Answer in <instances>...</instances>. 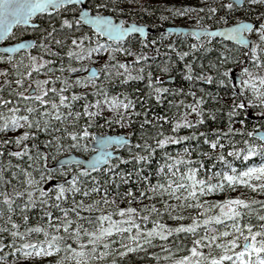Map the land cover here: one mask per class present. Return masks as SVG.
<instances>
[{
    "label": "snow or ice",
    "instance_id": "6c2138e0",
    "mask_svg": "<svg viewBox=\"0 0 264 264\" xmlns=\"http://www.w3.org/2000/svg\"><path fill=\"white\" fill-rule=\"evenodd\" d=\"M260 2L264 3V0ZM77 3L78 0H0V38L11 34L13 25H25L41 32L38 37L41 53L55 58L61 52L54 51L53 47H59L64 56L77 62L76 67H65L63 61L56 68L47 67L48 73L59 72L61 75L33 79L32 73L41 72L54 61L44 59L43 55L29 54L26 71L12 81L15 87L9 90L10 98H0V133L5 136L8 132L15 133L7 138L0 137V157H9L5 161L9 167L0 171V186L10 185L12 188L10 193L0 192V204L4 206L0 208V250L10 249V252L5 251L0 256V261L11 255L14 262L35 264L36 258L56 255L59 258L53 264H64L65 260L74 264H117V257L123 260L128 254L145 251L149 246L155 247L154 241L157 240L166 244L169 237L175 236L179 244L178 238L183 234L192 237L190 245L183 249L187 254L172 258V253L164 244L160 246L161 251L167 252L164 259H171V264H264V214H255V220L260 223L251 222L255 213L252 205L264 209V200L244 198L241 193L235 196L225 194L236 192L237 187L264 194V136L259 137L261 142L258 145L243 140L244 148L235 147L231 138L240 132L232 128L233 117L237 115V110L245 109V103H236L237 99L246 101L253 109L259 107L261 112L257 115H264V11L256 20H239L225 27L223 35L242 46L240 56L233 57L230 50L222 49L209 62L211 75L203 73V66L201 73L194 75L191 62L183 65L181 71L184 79L190 82L189 91L178 88L173 90V94L192 96V101L176 102L182 106L179 119L174 116L169 120L166 115L157 113L150 120L148 108L144 107L147 101L143 97L141 110L137 111L136 101L128 98L127 94L109 96L103 81L97 87V77L103 75L108 79L113 69L123 70L115 73L123 75L121 84L143 79L140 74L133 76L129 70L134 63L147 61L148 55L131 46L124 47V37L134 32L143 33L144 29L134 23L125 26V20H119L120 16H127L129 12L135 14L132 5L121 3V0H91L88 9L81 7L77 10ZM247 3L255 5L257 0H247ZM239 5L240 0H231L219 8L183 7L167 11L176 16L206 11L207 17L211 18L218 11L238 10ZM145 8L146 5L141 6L140 11L144 12ZM44 15H47L48 22L40 29L33 17ZM197 25L198 31L190 35L196 37L200 32L208 37L215 35L208 31V25L201 26L199 20ZM97 33L106 37L107 41L98 39ZM45 39L49 43H45ZM113 42H119L120 46L113 48ZM152 45L155 47V40ZM29 47L31 45L27 43L15 45L21 50ZM145 47H148L147 43L140 41L141 50ZM167 47L175 51L172 44ZM198 47L205 52L210 51L199 41L190 44L191 50ZM13 51V47L5 48L6 54H0V62L16 69L18 65L13 63ZM99 53H105L107 59L98 69L90 68L87 62ZM115 53L131 56L133 60L113 64L111 61ZM188 54L186 51L176 53L180 59ZM169 63L165 61L159 71L168 73ZM234 69H238V78L230 79ZM65 71L86 74L70 80L62 75ZM136 71L142 73L143 67ZM7 75V68L0 70V76ZM195 81L215 83L233 97L228 111L224 113L228 117L227 132H221L216 127L212 128L210 135L197 130L198 126L205 125L206 120L215 121L216 112L221 109L206 111L201 107L208 93L204 89H200V96L192 92ZM57 82L60 85L58 88ZM161 83L159 77L154 81L152 73H148V95L156 103H161L163 94L168 93V88L160 86ZM4 85H9L8 79L4 80ZM229 85H232L231 89ZM237 85L239 91H236ZM89 86L91 101L87 92L73 91L74 88ZM218 96L219 92L212 99L216 100ZM168 103L171 107L172 101ZM105 108L112 115L103 119V125L111 127L116 124L130 130L122 136L97 137L92 129L97 127V118L101 117ZM191 113H195L194 118H189ZM138 119L139 130L133 126ZM169 123L171 127L165 134L164 125ZM240 123L244 121L240 120ZM146 125L155 130L154 134L145 135ZM181 128L190 131L187 135H180L178 130ZM41 134L48 138L40 143L52 152L73 148L87 152L91 139H95V155L86 162L75 161V170L48 167L50 153L42 152L36 143ZM247 136H253V132H247ZM198 140L208 150H203L200 143L191 145L192 141ZM113 144L124 149V155L115 153V150H104L105 146ZM173 145L179 146L175 155L166 149V146ZM226 145L228 150L225 154ZM256 155L261 157L262 162L239 168L233 166L229 159L242 157L247 161ZM153 157H156L155 167H152ZM12 158L17 161L26 158L28 163L26 167L19 162L12 164ZM63 163L60 162L61 165ZM9 169H12L11 174L5 179L4 173ZM153 173L156 177L154 181L150 179ZM21 175L23 179L18 180ZM62 177L70 178L64 180ZM53 179L56 182L47 187V182ZM12 181L17 183L12 184ZM18 185H22L19 190ZM216 193L224 198L215 201L204 199ZM144 200L149 203H142ZM120 201H124L126 206L120 207ZM133 201L137 207L132 206ZM37 207L38 219L30 223L32 217L29 213ZM186 209L193 210L187 217L183 215ZM14 216L18 220L13 219ZM165 219L171 220L174 226L165 223ZM149 222L150 227L142 226ZM201 231L203 234H200ZM205 248L207 253L201 251ZM214 250H219V253L214 254ZM110 256L112 259L105 260Z\"/></svg>",
    "mask_w": 264,
    "mask_h": 264
},
{
    "label": "trees",
    "instance_id": "16d2710c",
    "mask_svg": "<svg viewBox=\"0 0 264 264\" xmlns=\"http://www.w3.org/2000/svg\"><path fill=\"white\" fill-rule=\"evenodd\" d=\"M89 2L88 1V7H89ZM121 3L125 4H131L132 9L135 14H132L129 12L127 16H120L119 19L125 20L126 23L128 22H135L137 24H145L151 27L154 31L152 34L148 35L147 38L144 40L148 47H145L141 50L140 48V39L136 36H131L129 37L125 43L124 47L128 48L130 44H134V50L136 51H141V54H147L148 55V65H149V70H143L142 73H137L135 70L136 65L140 64L142 61H139L137 63H134L132 68L129 70L133 76L140 74L143 76L142 80H129L124 84H121V81L123 80V75L119 76L118 78L111 80V81H104L105 88L107 89L108 95L109 96H116L117 94H127L128 98L133 99L136 101L135 103V108L137 111L141 110V104L143 101L141 100V97L144 98V101H147L146 104H144V107L148 108V113L147 116L150 120L154 119L155 114H163L166 115L169 120H171L174 116L175 118L179 119L180 116V109L181 105H177V101H183L184 103H188L192 101V96H184L183 94H173L174 89L182 88L183 91L187 92L189 91V83L186 81L183 77L182 74V69L183 65L185 63H192L193 68H194V75L200 74L202 71L201 66H203V73L207 75H211V69L208 67L209 62L213 61L218 53L221 51L219 49V46H225L229 49L230 51H233V57L240 56V48H237L234 45H231L229 43L223 42L218 39L214 38H209V37H203L201 40H199L200 44L204 45L205 47H208L210 51L205 52L202 47H198L196 50H191L190 49V44L193 42H196L197 40L193 39L191 36H172L170 34L164 33L162 30L166 26H185V27H197V20H199L200 25H208L209 28H214L218 26H224L231 24L235 21L239 20H256L259 16V14L264 11V8L261 6V2L257 0V5L255 7L250 6L247 1L241 6L238 7V10L228 12V10L224 11H218L217 13H214L211 15V18L207 17L206 11L205 12H199V13H190L184 16H176L172 13H169L168 15H164L162 12V9L165 7H178V8H183V7H202V6H215L219 8V6L223 3H226V0H177L176 3H170L166 4L164 2H159V1H154V0H121ZM146 5V8L144 12L140 11V7ZM71 10V9H70ZM126 12H128V9H125ZM225 12H228L227 15H225ZM161 16H164L165 19H160ZM163 37L162 39H158L159 37ZM97 38L100 39L102 42H106L105 40H102L98 35ZM156 41L155 47L152 45V41ZM49 43V41H46ZM135 42V43H133ZM67 41H65V45H67ZM168 44H172L173 47L175 48V51H172V49H169L167 47ZM50 46H52L50 44ZM119 43H112V47L116 48L119 47ZM158 49V51H157ZM54 51L61 52V55L58 57H51L48 56L47 54H43L44 59L46 60H53L54 63L52 65L46 66L45 69H43L39 73H32V78L33 79H41V78H46V76H52V75H61L59 72H53V73H48L47 72V67H53L56 68L61 65V62L63 61V64L65 67L68 65H71L73 67L77 66V62L75 59H69L68 57L63 55V51L59 47H53ZM67 48L65 47L64 51H66ZM188 52V56L183 57V59H180L177 57L176 53L177 52ZM42 55V54H41ZM97 56L100 58L97 59ZM39 57V56H37ZM242 58V57H241ZM107 59V56L105 53H99L95 54L92 58L91 61L87 62L88 66H94L95 68H99L100 65L103 63V61ZM133 57L131 56H124L121 53H115L114 54V59L111 61V63L115 64L117 62H127V61H132ZM165 61H170L169 63V74L173 78L172 82H162L160 86L168 88V93L163 94V100L161 103H156L154 98L150 97L147 93L149 90L147 87V79L148 75L146 73L151 72L152 73V78L155 81L156 79V68L160 64H164ZM85 62H81V64H84ZM3 68L8 69V75L6 76L5 79H8V81H13L15 80V75H13V70L10 69L9 65L6 63H2ZM3 70V69H2ZM235 71H238V69H234ZM123 72V71H122ZM66 78H70V80H74L76 76H84L83 72L77 71L75 74H69L67 71H65L62 74ZM103 77L97 78V87L100 85V79ZM25 82H28L27 80ZM51 86V85H49ZM59 82L56 83V87L58 88ZM229 89L232 88V85L228 86ZM200 89H204L208 95L205 97V103L201 106L204 108L206 111L209 109H221V111L216 112L217 119L215 121L211 120H206L205 125L203 127L198 126L197 130L198 131H206L211 134V130L213 127L219 128L221 132H227V127L226 124L228 123V117L224 115L228 111V106L231 105L233 97L229 94H226L225 91L222 88H218V86L215 83L208 84L205 83L204 81H195V83L191 87V91L194 92L197 96L201 95ZM73 91L77 92H87L88 95V100H92L91 96V87L87 88H74ZM236 91H239V88L236 86ZM217 92H219V96L216 100H213L212 97L216 96ZM0 98L7 99L9 98L8 91L6 86L0 90ZM169 101H172V106L169 107ZM245 103V109H240L237 110V115L233 117L232 120V128L234 130L239 129L240 132H237L234 136H231L232 140L234 141V146L239 147V148H244V145L242 143L243 140H248L250 143L254 144H259L260 141L254 139L252 136L249 137L247 136V132H254L255 130L264 128V122L261 119V115L258 116L257 114L261 112V109L259 107L256 108H251L247 105L246 101H243L242 99H237L236 103ZM81 104L83 101L80 102ZM12 105H9L11 107ZM188 111V110H185ZM112 115L111 112L105 108L101 114V117L97 118V127L92 129V131L95 134H124L126 130L130 129H125L122 128L120 125L113 124L111 127L103 125V119L108 118ZM195 113H191V116L189 118H194ZM141 117L140 119H142ZM240 120H243L244 123L241 124ZM139 130V119L136 121V123L133 125ZM171 124H166L164 125L163 130L165 131V134H168V130L170 129ZM146 132L145 135L149 136L154 134V129L151 128L150 125H146ZM19 131H23V129H20ZM190 130L186 129H179L178 133L180 135H187ZM242 133V134H241ZM15 133L8 132L7 136H12ZM5 134L0 133V137L7 138ZM48 137L45 136L44 134H41L39 139L36 141L38 144V147L42 152L48 151L50 155L48 156L47 160V166L52 168V164L54 161L68 153H75L80 156H87L91 153L90 148L88 149L87 152L83 151L82 149H65L63 152H52L51 149H46L43 144L40 143V141L47 139ZM91 139V138H90ZM92 140V139H91ZM133 142L135 143V137H133ZM221 142L223 143L224 140L222 139ZM31 143V141H29ZM197 143H200L201 148L203 150H208L206 146L202 144V141H192L191 145H196ZM167 151H169L170 154L175 155L177 151H179V146H166ZM228 150V145L225 147V154ZM125 150H121V155H124ZM34 155V154H33ZM160 153L157 151V156H159ZM193 156H195V153H193ZM35 158V157H34ZM229 159L232 161L233 166L239 168L241 165H258L261 161V157L259 155L249 157L247 161L243 160L242 157L240 158H235V157H229ZM9 160V157L7 155L0 157V171H2L4 168H8V164L5 163V161ZM21 163L22 167H26L27 165V159L24 158L23 161H17L15 158L11 159V163ZM115 161L113 160V163ZM43 163V161H41ZM156 166V157H153L152 160V167ZM207 166V165H206ZM122 167V166H121ZM66 167L63 168H57V170H62ZM72 169H76V167H70ZM166 170V169H165ZM12 169H9L8 172L4 173L5 179L8 178V176L11 174ZM213 171H215V168H213ZM147 174V172L145 173ZM155 173L150 177L153 181L155 180ZM18 180H22L23 177L22 175L17 178ZM62 179L67 180V177H62ZM55 180V179H53ZM50 182V181H48ZM47 182V183H48ZM12 184H16L17 181H12ZM131 187H135L134 185H129ZM22 187V185L17 186V190H19ZM50 187V186H49ZM143 187V186H141ZM12 188L10 185H3L0 186V192H11ZM121 191H123V187L121 188ZM238 193L243 194L244 198H252L255 200H264V194H260L259 192L253 193L250 190L243 188V187H237L236 192H226L225 194L228 196H235ZM135 194V193H134ZM95 198V196H93ZM224 196L221 195L220 193H216L213 195H210L208 197H204L206 200H211L215 201L217 199H223ZM79 199V197H77ZM0 200H2V197H0ZM14 202V207L15 203ZM154 202V201H153ZM171 202V201H170ZM142 203H149V201L144 200ZM67 206V205H65ZM120 207H125L126 203L124 201L119 202ZM133 207H137V204L135 201L132 203ZM259 207V205H255ZM0 208H4L2 204H0ZM260 208V207H259ZM39 211V208L35 210H31L29 215L32 217L30 220V223H35L36 220L38 219L37 212ZM192 209H186L183 213L186 217L191 215ZM255 214H264V209H260L259 212H256ZM255 214L252 215L251 217V222L253 224H258L260 221L255 220ZM13 219H17L18 217H13ZM165 223L169 225H173V222L171 220H164ZM187 222V221H185ZM227 223V221H225ZM144 227H150L151 224L149 222L148 225H142ZM174 226V225H173ZM214 227H219L215 226ZM200 234H203V231H201ZM230 238V237H229ZM179 244H177V237H169L168 241L166 244L161 241H154V244L156 245L155 247L149 246L145 251H139L135 252L132 254H128L121 260V258L117 257V264H171V259H164V257L167 255V252L161 251V245L164 244V246L167 248V251H170L172 253V258H179L181 255L187 254L186 251H183L188 245H190V241L192 237H185L183 234L179 236ZM227 239V238H225ZM179 249V250H178ZM5 251H9L10 249H4L0 250V256L4 255ZM201 251H204L205 253L208 252V249H201ZM151 253V255H149ZM219 250H214V254H218ZM63 255V254H61ZM59 257L56 255L46 257V258H36L35 259V264H53V262L58 259ZM112 257H107L105 260H110ZM0 264H21L20 261H15L13 260V257L9 255L6 257L3 261H0ZM64 264H74L72 261H67L65 260ZM94 264H100V262H94Z\"/></svg>",
    "mask_w": 264,
    "mask_h": 264
},
{
    "label": "water",
    "instance_id": "95a60500",
    "mask_svg": "<svg viewBox=\"0 0 264 264\" xmlns=\"http://www.w3.org/2000/svg\"><path fill=\"white\" fill-rule=\"evenodd\" d=\"M88 0H78V3L76 5V7H78L79 9L82 7L83 9H88L86 7V2ZM227 2H231V0H226ZM244 0H240V5L238 7H240L242 4H243ZM34 18V17H33ZM121 20V19H119ZM246 21V20H244ZM116 22H119V21H116ZM136 24L138 27H143L144 29V32L143 33H140V32H134V33H130L128 36L124 37V41H126L130 36H137L141 41H144L146 39V37L149 35V34H152L153 33V29L150 28L148 25H145V24H137L135 22H128L126 23L125 26H127V24ZM233 24V23H232ZM230 24V25H232ZM230 25H227V26H230ZM15 25H13L12 27H14ZM86 27H90V26H86ZM226 26H220V27H215V28H208V31L212 32V33H215V35L211 36L210 38H216V39H219V40H223L225 42H228V43H231V44H234L236 46H238L239 48H242L241 45H238L236 44L234 41L232 40H229L227 39V37L225 35H223V32H224V29H225ZM11 31V30H10ZM198 31V27H185V26H166L163 28V32L167 33V34H172L173 36H182V37H185V36H191L193 37L195 40H201V38L203 37H208V36H205L203 34V32H200V35L199 36H192L190 35L189 33H192V32H196ZM98 34V33H97ZM99 35V34H98ZM8 34H5L4 37L0 38V43L5 39V37H7ZM102 39L106 40L107 41V38L106 37H101ZM21 43H27L29 45H31V47L27 48V49H17L15 48V45H11V46H3L1 47L0 46V53L2 54H6L4 52V49L5 48H8V47H13L14 48V51L11 53V55L19 52V51H27L29 49H32V47L34 46V40H29V41H23ZM92 69H96L94 67H90ZM238 78V73L237 72H232L231 75H230V79H237ZM165 82H172L173 81V78L170 77V78H166L164 80ZM262 119L264 120V115L262 116ZM97 137L99 136H102L101 134H95ZM111 135H123V134H109V133H106V134H103V136H111ZM260 136H264V129H260V130H256L253 132V138L257 139L258 141H260L259 137ZM261 142V141H260ZM97 147V142L95 139H92V142H91V146H90V149L92 150V152L86 156V157H82V156H79L73 152L71 153H68L66 155H63L59 158H57L54 163L52 164V168H61V167H70V166H76L75 164V161L79 160V161H87L89 159H91V157L93 155H95V152L93 151L94 148ZM120 149L121 148H116V146L113 144L112 146H105L104 150L105 151H113L115 150V153H118L120 154ZM63 161V165L60 164V162ZM70 177H67V179H69ZM56 180H51L50 182L47 183V187L51 186V184L55 183Z\"/></svg>",
    "mask_w": 264,
    "mask_h": 264
},
{
    "label": "flooded vegetation",
    "instance_id": "af4514ba",
    "mask_svg": "<svg viewBox=\"0 0 264 264\" xmlns=\"http://www.w3.org/2000/svg\"><path fill=\"white\" fill-rule=\"evenodd\" d=\"M76 8H77V10H79L78 7H76ZM46 20H47V15L34 16V18H33V21L36 22L37 24H39L40 29L44 28ZM10 33L11 34H8V36L5 37V39L0 43L1 47L16 45L17 43H21L23 41H29V40H34V42H35L32 49H29L27 51H19V52L13 54V56L15 57L13 63H16L18 65V67L16 69H12L10 66L9 67H10V69L13 70V72H15V79H17V78H20L21 73L26 71V66L28 64V61L26 59L27 55L31 54L33 56H41V54L42 55L44 54V53H41L39 51L40 41H39L38 37L41 35V32L34 30V29H32L28 26H25V25H15L14 27H12ZM46 41H47V39H45L44 42L47 43ZM0 54H2V53H0ZM2 69H4L3 64H2V62H0V70H2ZM2 78H4V76ZM5 86L7 88L8 95H9L10 88L15 87V84L12 83V81L11 82L9 81V85H4V80H1L0 81V90H2ZM27 86H28V82H25V87H27ZM9 98H7V99H9Z\"/></svg>",
    "mask_w": 264,
    "mask_h": 264
},
{
    "label": "rangeland",
    "instance_id": "374dc122",
    "mask_svg": "<svg viewBox=\"0 0 264 264\" xmlns=\"http://www.w3.org/2000/svg\"><path fill=\"white\" fill-rule=\"evenodd\" d=\"M154 1H159V2H164V3H166V4H170V3H176V1L177 0H154ZM260 1V0H259ZM91 3V0H90V2H89V4ZM257 4V3H256ZM256 4L255 5H250V6H252V7H255L256 6ZM257 5H259V4H257ZM261 6L264 8V3H261ZM178 7H170V8H168V7H165L164 9H162V12H163V14L164 15H168L170 12L169 11H167V9H177ZM70 12H71V10H69V14H70ZM48 21L46 20V23H47ZM132 47V48H134V44H130L129 45V47ZM228 49V50H231V49H229V48H227V47H225V46H219V49L220 50H222V49ZM231 54H232V56H233V51H231ZM140 63V62H139ZM163 64H160L159 66H157V68H156V78L157 77H159L160 78V80L162 81V82H164V79L165 78H167V77H169L170 76V74H169V72L168 73H161L160 71H159V68L162 66ZM90 67V66H89ZM135 67V70H137L138 68H141V67H143V70H146V71H148L149 70V65H148V62L147 61H142L140 64H138V65H136V66H134ZM98 69V68H97ZM122 72L123 70H121V69H113L112 70V75L108 78V79H105L104 77H103V75H100L99 77H103L102 79H100V82L101 81H111V80H114V79H116V78H118L119 76H117L115 73L116 72ZM147 75H148V73H146ZM83 75H85V72H83ZM3 76H0V81L1 80H5V78L6 77H4V78H2ZM98 77V78H99ZM41 79H45V78H41ZM238 88H239V85L237 86ZM150 90H148L147 91V93L149 92ZM252 207H253V209H255V213L256 212H259V210L261 209V208H259V207H257V206H255V205H252ZM254 213V214H255Z\"/></svg>",
    "mask_w": 264,
    "mask_h": 264
}]
</instances>
